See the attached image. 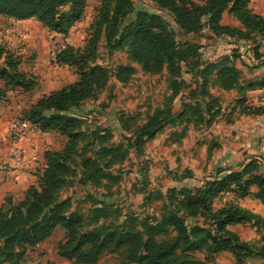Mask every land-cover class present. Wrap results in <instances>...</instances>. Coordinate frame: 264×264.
Returning <instances> with one entry per match:
<instances>
[{
    "label": "rangeland",
    "instance_id": "obj_1",
    "mask_svg": "<svg viewBox=\"0 0 264 264\" xmlns=\"http://www.w3.org/2000/svg\"><path fill=\"white\" fill-rule=\"evenodd\" d=\"M100 1H86L82 18L66 37L53 35L36 18L27 24H15L0 14V41L21 59L19 68L31 82L21 90L4 88L0 81L3 96L0 100L7 91H12L11 101L23 102L15 112L25 116L41 95L76 81L74 68L53 63L52 44L85 46L93 31ZM249 7L264 16V0H249ZM66 10L67 6L60 8L62 12ZM141 11L161 15L178 47L183 49L185 43H190L193 48L180 60L176 77H171L166 69L151 74L130 58L127 46L111 45L115 42L113 39L107 43L102 31L95 63L105 67L110 78L103 89L68 110L79 118L80 138L59 197L70 198L72 210L84 215L85 231L100 227L119 229L127 223L140 229L143 221L154 225L163 214L170 212L182 217L188 228L198 224L214 229L215 225L203 216H187L179 192L199 188L207 181L240 170L250 160L264 173V113L246 114L244 110L250 104L264 105V89L245 91L247 104L241 107L237 90H223L214 73L207 75L203 85L199 72L206 64L227 62L240 70L242 84L262 80V40L257 36L237 39L215 35L206 27L197 34L182 33L171 15L159 9L154 0H131L123 24L135 20ZM221 19L223 24L238 26L226 12ZM22 32H26L25 40L20 37ZM34 33L36 40L29 37ZM37 42L40 45L34 46ZM120 65L133 68L125 81L115 77ZM16 90L20 93H15ZM165 114L167 121L160 130L152 137L142 136L146 141H140L141 127L153 116L164 121ZM65 141V135L48 131L43 138L44 151L60 150ZM88 157L95 160L104 174L98 186L88 181L86 172L79 166L82 158ZM225 202L236 203L264 217L263 205L251 195L219 196L213 201L212 209L220 208ZM228 228L243 245L239 258L230 251L210 254L205 250L183 254V258L188 264H264V227L252 220ZM168 236L172 238L174 233L170 231ZM63 237L62 230L56 229L46 241L26 250L23 264H138L126 259L125 248L105 253L97 263L66 260L57 254ZM165 237L159 235V238Z\"/></svg>",
    "mask_w": 264,
    "mask_h": 264
},
{
    "label": "trees",
    "instance_id": "obj_2",
    "mask_svg": "<svg viewBox=\"0 0 264 264\" xmlns=\"http://www.w3.org/2000/svg\"><path fill=\"white\" fill-rule=\"evenodd\" d=\"M86 1L0 0V14L11 20L36 18L49 32L66 36L82 18ZM154 2L159 9L171 15L182 33L197 34L206 27L215 35L237 39L257 36L262 40L261 55L264 56V16L251 10L249 0ZM64 6H67V10L60 11ZM130 7L131 0H101L93 31L85 46L64 44L53 59L56 65L74 68L77 80L41 95L25 116L20 115L42 132L54 131L65 135L66 141L60 150L44 151V163L34 172V183L23 192L21 199L7 196L0 205V264H23L26 250L46 241L56 229H61L64 236L57 246V254L77 263H97L105 253L118 252L124 248L126 259L138 264H188L182 255L201 250L210 254L230 251L239 258L243 245L228 227L252 220L264 227V217L236 203L225 202L220 208L212 209L213 201L225 191H231L235 198L251 195L264 207V173L259 172L253 160L240 170L207 181L199 188L180 190L181 203L187 216H203L215 225L214 229L198 224L188 228L182 217L170 212L163 214L154 225L143 224V221L140 229L127 223L119 229L100 227L85 231L84 215L72 210L70 198L60 199L59 193L64 188L65 177L70 174L76 143L80 138L77 130L79 118L68 113V110L103 89L110 78L109 71L95 63L102 31L107 43L113 39L115 42L111 45L127 46L130 58L151 74L166 69L171 77H176L180 60L193 48L190 43H185L183 49L179 48L167 22L159 14L141 11L135 20L123 24ZM224 12L230 14L238 26L223 24L221 18ZM1 62L4 66H1ZM20 63L17 54L0 41V81L4 88L22 90L31 84L27 75L20 70ZM132 72V66L120 65L115 77L125 81ZM209 73L215 74L223 90H237L241 95L238 100L241 107L247 104L245 91L264 89V78L242 84L240 70L227 62L206 64L199 72L203 85ZM244 110L246 114L264 113V105L250 104ZM165 121L167 114L164 121L156 116L150 118L141 127L140 141L152 137ZM142 136L147 137L142 140ZM79 166L83 173L86 172L88 181L97 186L101 184L104 174L95 160L82 158ZM143 229L144 232H141ZM170 231L174 233L172 238L168 236ZM159 235L167 237L159 238Z\"/></svg>",
    "mask_w": 264,
    "mask_h": 264
},
{
    "label": "built area",
    "instance_id": "obj_3",
    "mask_svg": "<svg viewBox=\"0 0 264 264\" xmlns=\"http://www.w3.org/2000/svg\"><path fill=\"white\" fill-rule=\"evenodd\" d=\"M18 21L14 20L13 23L20 24ZM20 37L25 40L27 38L26 32H22ZM52 47L50 55L54 59L62 46L58 47L52 44ZM42 135L43 132L35 124L15 114L8 124L5 135L7 157L0 163V171L4 173L33 172L34 169L37 171L41 168L39 140ZM220 196L233 198L232 192L229 191Z\"/></svg>",
    "mask_w": 264,
    "mask_h": 264
},
{
    "label": "crops",
    "instance_id": "obj_4",
    "mask_svg": "<svg viewBox=\"0 0 264 264\" xmlns=\"http://www.w3.org/2000/svg\"><path fill=\"white\" fill-rule=\"evenodd\" d=\"M32 19H26V20H19L18 22L27 24ZM10 22H13L14 20H9ZM8 31V30H7ZM53 33V32H50ZM53 35H61L57 33H53ZM36 33L34 35L30 34L29 37H36ZM63 36V35H62ZM67 36V35H66ZM63 36V37H66ZM10 39V38H6ZM36 40V39H35ZM34 40V41H35ZM3 42V41H2ZM35 45H40L39 42H37ZM15 93H20V91L16 90ZM12 91H7L6 96L0 100V163L4 161L7 157V147L5 144V135L7 133L8 124L11 120V118L17 114L16 107L22 106L23 102L16 103L14 100L11 101V99L14 98L12 96ZM16 100V99H15ZM46 135V132H43V135L41 136L39 140V144L41 146V164L44 163V144H43V138ZM36 170L34 169L33 172L28 171H20L18 173H4L0 171V205L4 203L5 198L7 196L12 197L15 200H19L23 196V192L34 183L35 177L34 172Z\"/></svg>",
    "mask_w": 264,
    "mask_h": 264
}]
</instances>
